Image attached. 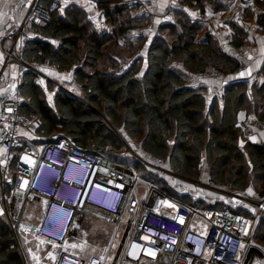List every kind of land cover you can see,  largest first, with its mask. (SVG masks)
<instances>
[{"label": "built area", "instance_id": "obj_1", "mask_svg": "<svg viewBox=\"0 0 264 264\" xmlns=\"http://www.w3.org/2000/svg\"><path fill=\"white\" fill-rule=\"evenodd\" d=\"M43 2L18 1L11 6L7 21L0 28L3 56L0 64V215L8 220L24 264L28 263L29 255L33 261L37 257L40 259L36 262L46 259L49 264H68L75 260L80 264H264V246L255 241L258 226L264 219V196L255 187L238 191L220 184L207 175L203 162L199 176H186L140 143L130 147L119 135L123 150L138 167L113 161L103 152L79 148L62 137L36 143L43 139L39 133L42 123L37 117L21 114L23 77L31 72L35 83L61 86L50 73L55 70L52 65L34 64L25 59L31 40L29 26L45 25L51 15L65 9L64 0H49L47 5ZM121 3L129 6L133 17L147 21L141 27L129 29L128 36L155 32V16L150 6L142 0H121ZM83 5L95 28L104 30L105 19L97 2L84 0ZM176 11H183L221 52L238 61L233 72H213V78L221 85L250 87L264 81L263 72L246 76L242 60L247 50L235 49L236 29L253 36L260 28L264 0H234L223 10L213 11L210 7L204 12L181 7L178 0H169L163 20L174 22ZM126 69L122 65L114 72L122 75ZM66 76L71 78L72 71L66 72ZM203 76L195 75L185 85L197 88V80ZM239 128L243 140L249 141L254 136L252 121L245 120ZM65 172L72 173L71 183L62 186L61 177ZM92 175L100 187L87 193L79 209L84 185ZM154 180L166 184V189ZM40 202L45 204V211L39 223L27 222L24 219L27 207ZM51 214L60 226L46 230L45 221ZM89 214L109 220L113 230L109 243L98 256L81 260L64 248L69 240L76 238ZM64 224L69 225L67 233L62 231ZM28 239L48 250L33 254L21 243Z\"/></svg>", "mask_w": 264, "mask_h": 264}, {"label": "trees", "instance_id": "obj_2", "mask_svg": "<svg viewBox=\"0 0 264 264\" xmlns=\"http://www.w3.org/2000/svg\"><path fill=\"white\" fill-rule=\"evenodd\" d=\"M95 1L108 31L96 29L87 18V8L74 5L51 15L45 25L29 26L31 40L25 59L34 64L48 62L59 82H66L70 77L65 73L72 71L73 83L81 92L77 97L54 84L35 83L31 72L23 77L21 114L37 117L42 123L39 133L43 139L36 143L58 136L117 161L121 159L116 149L123 145L120 136L128 143H140L186 176H199L203 162L214 181L238 191L253 186L263 197L264 143L248 141L241 147L238 126V114L244 108L243 90L248 87L229 86L232 90L225 95L224 104L220 106L216 100L210 106L201 87L185 85L187 79L213 70L233 72L238 61L221 52L183 11H176L174 23L154 24L159 35L152 39V34L130 37L129 29L147 21L133 17L121 0ZM178 1L181 7L204 12L210 7L223 10L234 0ZM263 21L264 14L259 19L260 27ZM163 30H173L176 40L170 43L163 39ZM201 32L204 36L200 38ZM244 36L236 29L235 43L241 44ZM145 48L146 67L142 72L140 54ZM130 59L124 64L125 72L117 75V66ZM255 241L264 246V219ZM0 264H24L4 215H0Z\"/></svg>", "mask_w": 264, "mask_h": 264}, {"label": "crops", "instance_id": "obj_3", "mask_svg": "<svg viewBox=\"0 0 264 264\" xmlns=\"http://www.w3.org/2000/svg\"><path fill=\"white\" fill-rule=\"evenodd\" d=\"M18 1L20 0H0V28L6 23L7 13L9 12L11 6ZM80 1L83 5L84 0ZM142 1L152 9L155 16V24L158 23L160 25L163 23V11L169 0ZM104 24V31H108L106 30L109 27L106 19ZM239 31L241 30L239 29ZM203 36L204 34L201 32L199 37L201 38ZM235 49L236 51L247 50V56L242 60L243 64L246 66V76H253L258 72L264 73V21L262 22L261 27L254 32L253 36L246 35V37H243L241 44L235 43ZM2 60L3 56L0 54V64ZM213 72L214 70L204 74L203 78H199L197 81L199 83V87L202 88L207 98L208 105L212 106L214 101L217 100L218 104L222 106L226 98L225 95L232 89H230L227 85H221L219 81L214 79ZM243 91L245 92L244 108L238 114V126H240L245 120L252 121L255 125V132L249 142L262 144L264 143V81L255 83ZM255 105L256 107H254ZM250 107H254L255 109L253 111L249 110ZM242 141L241 147L245 142H248L245 140ZM32 205L33 204L29 205L26 210H28ZM44 211L45 204L43 203L41 204V215ZM24 219L26 218L24 217ZM112 230L113 227L109 220L96 216H87L84 224L78 231L76 238L69 240L65 245L64 250L68 254L81 260H88L91 257H96L100 254L101 249L109 243ZM73 245H75V247ZM47 250H45V252Z\"/></svg>", "mask_w": 264, "mask_h": 264}, {"label": "rangeland", "instance_id": "obj_4", "mask_svg": "<svg viewBox=\"0 0 264 264\" xmlns=\"http://www.w3.org/2000/svg\"><path fill=\"white\" fill-rule=\"evenodd\" d=\"M63 7L66 9V7L70 6V5H74L76 6L77 8H83V5H82V2L80 0H64L63 2ZM84 9V8H83ZM87 18L88 20L91 18L90 14L87 12ZM174 23V22H173ZM157 26V24H156ZM106 30H110V28L108 27V29ZM155 30V28H154ZM158 30H155V32L152 34L151 39L154 38L155 36L159 35ZM161 36L163 39H166L168 42H174L176 40V36L174 35V31L173 30H163V32H161ZM148 37V38H150ZM147 52V48L144 49V52H142L140 55L142 57V62L141 63V66H142V72L145 71V67H146V53ZM113 56H115L114 54H111ZM131 61V59L129 61H125V62H122L120 63L117 67H120L124 64H127ZM127 62V63H126ZM107 68L110 69V66L107 64ZM87 72H90V70H87ZM55 80L58 82V84L64 88V90H66L67 92L73 94V95H76L77 97H80L81 96V92L78 88V86H76L74 83H73V79H72V76L71 78H69L68 80H66V82H59L57 80V78H55ZM72 80V81H71ZM58 136H56L55 138H57ZM123 139V138H122ZM124 140V139H123ZM126 142V141H125ZM130 147H134L135 146V143L133 142H126ZM116 152L120 155L118 156L121 160H114L112 158H109L113 161H116V162H121V163H128L130 165H135V162L134 160L123 150V147H121L120 149H116ZM138 167V166H137ZM158 185H160L162 188L166 189V184H163L161 183L160 181L158 180H154ZM41 204H43V202H40V203H35L33 204L31 207H29L28 210H26L25 212V220L28 221L29 223L31 224H34V225H37L39 223V219L41 217ZM21 243L23 245V247L27 249H29L33 254H38V253H44L45 250L48 249L45 248V247H37L35 246V244L33 242H31L29 239L28 240H21ZM115 248H116V244L114 245L113 247V252L115 251ZM113 254V253H112ZM27 264H49V262L46 260V259H42L41 261H38L36 262V260H39L40 258H37L35 257V260L33 261L31 256L29 255L27 258Z\"/></svg>", "mask_w": 264, "mask_h": 264}, {"label": "clouds", "instance_id": "obj_5", "mask_svg": "<svg viewBox=\"0 0 264 264\" xmlns=\"http://www.w3.org/2000/svg\"><path fill=\"white\" fill-rule=\"evenodd\" d=\"M67 172H65L63 175H62V177H61V179H62V186H66V185H68L69 183H71V180L70 179H68L67 177ZM94 179H95V176L94 175H92L90 178H89V180H88V182L84 185V189H83V194H82V198H81V202H80V204H79V209H81L82 207H83V205H84V200H85V197H86V195H87V193L88 192H92L96 187H100V184L99 183H95L94 182ZM83 184L81 183V185H79L80 187L82 186ZM72 206V205H71ZM88 216H96V217H98V215L97 214H89ZM46 222V221H45ZM68 229H69V225H65L64 224V226H63V228H62V231L64 232V233H67L68 232ZM68 264H80V261L79 260H75L74 262H68Z\"/></svg>", "mask_w": 264, "mask_h": 264}, {"label": "bare ground", "instance_id": "obj_6", "mask_svg": "<svg viewBox=\"0 0 264 264\" xmlns=\"http://www.w3.org/2000/svg\"><path fill=\"white\" fill-rule=\"evenodd\" d=\"M66 177H67L68 179H71V177H72V173H70L69 175L67 174ZM66 195H67V193L64 192V193H63V196L66 197ZM98 197H102V195H99V194H98ZM59 224H60V222H59V220L56 218V216L53 215V214H51V215L48 216V218H47V220H46V222H45L44 229H46V230H53V229L58 228V227L60 226Z\"/></svg>", "mask_w": 264, "mask_h": 264}, {"label": "snow or ice", "instance_id": "obj_7", "mask_svg": "<svg viewBox=\"0 0 264 264\" xmlns=\"http://www.w3.org/2000/svg\"><path fill=\"white\" fill-rule=\"evenodd\" d=\"M25 183H27V181ZM249 191H251V190H249ZM73 246L75 247V245H73Z\"/></svg>", "mask_w": 264, "mask_h": 264}]
</instances>
